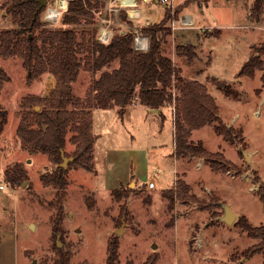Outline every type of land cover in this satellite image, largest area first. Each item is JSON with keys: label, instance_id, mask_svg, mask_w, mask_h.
<instances>
[{"label": "rangeland", "instance_id": "374dc122", "mask_svg": "<svg viewBox=\"0 0 264 264\" xmlns=\"http://www.w3.org/2000/svg\"><path fill=\"white\" fill-rule=\"evenodd\" d=\"M99 1V7L89 8L92 17H83L79 24L74 25L79 40L82 39L83 33L91 36L94 32H97L98 39L100 29L106 26L104 19L108 14V0ZM10 2L11 0H0V32L18 25L16 17L7 10ZM46 5L52 6L53 0H48ZM149 6L159 7L162 3H156V0H141L138 4V7L144 9ZM213 7V16L221 18L222 21L227 22L228 12L240 24L250 23V28L246 29L249 30L248 39L256 42L251 53H254L253 47L264 42V3L258 8L256 0L251 4L250 1L247 4V0H222ZM257 8L258 17L253 15ZM242 10L249 11L248 18L251 20L245 17V13H241ZM123 12L126 18L122 16ZM64 14L62 13L56 21L50 22L44 19L43 13V27L67 26L63 24ZM111 16L112 37L118 32L134 30L135 26L142 31L147 24L163 20L142 25L138 18H130L125 10ZM261 18L263 20L257 22ZM232 30L234 29L230 27L225 29L222 42L228 48L218 49L217 59L212 66L213 71L231 83L238 94L233 97L221 92L218 99L223 120L226 121L237 114V117L233 118V125L243 130V140L234 143L240 148L239 155L237 147L233 146V143L223 141L210 126L197 131L195 137L201 138L211 151L221 150L219 145L224 143L226 156L239 161L236 164L243 170L242 175L231 176L224 171L202 169L193 162L188 168V177L195 192L203 196H198L199 199L211 203L209 212L199 210L198 205L199 209H196L192 205L194 202L184 207L185 202L179 199L175 201L174 208L170 209L167 199L162 195L165 186L158 184L156 188L150 189L144 185H148L149 180L156 183L162 179L161 176L168 175L167 171L157 172L160 168V163L156 161L158 150L156 153L154 149L149 151V157L155 154L154 159L150 157V165L144 159L139 164L134 154L140 146L145 147L156 137L164 139L166 148L170 147V120H163V130L159 135L154 126L158 121L149 119L140 124L133 121L134 124L128 123L125 130L122 125L116 123L120 116L115 110L96 111L95 128L102 133L95 144L98 175L92 176L81 168H72L67 175L69 185L64 203L66 216L63 225L68 231L67 240L73 243L69 264H106L108 242L113 236L118 239L120 245L117 264H264V254H255L248 258L243 256V250L261 240L249 236L241 226L234 224L241 215H246L255 226L264 224V204L258 194V184L254 182L256 173L264 180V85L261 80L262 71L251 66L248 68L253 75H242L243 82H236V76L239 75L237 73L235 76V73L241 64V57L236 51L243 52L246 48L243 39L241 42L237 40ZM39 31L40 29H36L34 32ZM162 50L170 56L174 53L172 34L166 37ZM196 52L198 57L197 47ZM256 54L264 62V55ZM206 55L204 58H207ZM79 56L83 65L73 83V90L77 96L84 98L90 85L104 68L98 71L89 70L86 65L88 52L81 51ZM175 57L176 55H173V63L177 67L179 61L176 59L175 62ZM197 57L191 62H197L195 66H204L205 60L200 65V59ZM183 60L188 62L186 58ZM118 65V61H114L106 69H113ZM0 67L11 77L0 93V105L9 112L8 123L0 133V173L4 174L6 168L20 162L28 174L25 185L0 190V264H50L55 261L57 254L53 247L54 238L50 222V217L55 212L48 206V202L54 197L56 190L51 186H44L40 175L52 171L55 165L47 154H29L16 130L23 97L28 94L47 95L55 86L56 80L51 73L45 72L29 83V71L17 54L10 57L0 55ZM176 85H179V82ZM169 106L174 113V104L172 106L167 103L163 107L169 110ZM137 127H140L142 132H139ZM70 136L71 133L66 145L68 154L75 148L69 140ZM110 148L118 150L116 159L120 160L119 163L112 164L108 160L106 153ZM243 150L247 152L249 160H246ZM233 171L231 170V174L236 175ZM117 176L123 183L130 179L137 181V185L125 186L133 190L128 199L117 201L110 193L116 185ZM208 188L212 190L211 193H207ZM88 198L93 205H89ZM224 204L239 213L234 212L236 220L233 223H227L223 219ZM122 206L124 210L121 209ZM31 224L35 227L32 228ZM122 226L124 231L118 234L117 229ZM59 244L61 245V242Z\"/></svg>", "mask_w": 264, "mask_h": 264}, {"label": "trees", "instance_id": "16d2710c", "mask_svg": "<svg viewBox=\"0 0 264 264\" xmlns=\"http://www.w3.org/2000/svg\"><path fill=\"white\" fill-rule=\"evenodd\" d=\"M99 3V0H70L69 10L63 16V24L67 26L44 28L42 14L47 5L38 10L40 2L37 0H11L7 10L16 17L18 25L0 32V55H19L29 71V83L45 72L51 73L56 80L55 86L47 95L28 94L23 97L16 130L29 154H47L55 165L52 171L40 175L44 186H51L56 190L54 197L48 202V206L55 212L50 217V222L53 247L57 254L55 261L50 264L70 263L73 243L67 240L68 231L63 225L66 216L64 203L69 185L67 175L72 168L90 172L95 170V108L118 107V113L122 117L135 97L147 108L160 109V114H163L161 109L167 103L172 106L174 104L177 157H202L212 170H234L236 175L243 172L223 152L210 151L202 140L191 139L193 130L213 125L218 135L234 144L243 140V130L225 124L219 115L216 98L208 91L207 85L199 80L183 78L179 68L173 63V58L162 50L166 37L171 34L169 22L179 19L181 6L173 10L168 6L161 22L144 26L142 31L149 35L150 46L146 51H136L133 30L115 33L107 44L97 39V32L91 36L83 33L79 40L74 25L79 24L83 17H92L89 8L99 7ZM263 3L264 0H256L257 7ZM258 8L253 12L257 17ZM122 16L126 18L125 12ZM36 29L40 31L34 32ZM81 51L88 52L87 69L98 71L104 68L92 82L84 98L77 96L73 90V83L83 65L79 56ZM253 51L238 75L252 76L253 72L248 68L251 66L262 71L261 80L264 85V62L256 54L264 55V42L253 47ZM176 55L191 62L197 57L196 47L193 44H179L176 46ZM114 61H118L119 65L106 69ZM10 80L8 72L0 67V93L4 84ZM211 80L226 95L238 96L228 81L217 77H212ZM177 82L179 85H176ZM174 88L176 93L173 92ZM8 117V110L0 105V133L5 129ZM69 133V140L75 146L71 154L66 151ZM242 153L244 155L243 151ZM64 156L73 157L65 167L61 165ZM4 178L8 187L15 188L28 179V174L23 164L16 162L5 169ZM254 182L258 184V194L264 204V180L256 173ZM127 188L122 185L113 189L112 196L117 201L128 199L133 190ZM162 195L167 199L170 209L174 208L178 199L185 203L194 202L200 209L208 211L211 204L199 199L192 192L191 186L180 177L175 187L163 190ZM87 201L89 205H93L89 198ZM121 209L124 210V206ZM234 224L241 226L249 236L261 240L243 250V256L248 258L264 254V224L255 226L246 215H241ZM119 246L118 239L113 236L108 242L106 264H117L120 257Z\"/></svg>", "mask_w": 264, "mask_h": 264}, {"label": "crops", "instance_id": "0c3cea01", "mask_svg": "<svg viewBox=\"0 0 264 264\" xmlns=\"http://www.w3.org/2000/svg\"><path fill=\"white\" fill-rule=\"evenodd\" d=\"M222 0H210L208 1H203V0H171L174 8L181 6V12L179 15V18H183V17H191L193 20L192 26L191 25H182L180 24L177 28V31L175 33V36L173 38V43L175 45V50L174 53L172 52V58L173 55H176V46L179 44H193L197 47V51L199 53V56L197 57L198 59H200L199 64L202 65V61L205 60L204 62V66H195V63L197 62H190V61H184L183 58L185 57H180L177 56L175 57V62L176 59H178L179 64H177V67L180 70V75L185 78V79H189V80H199L201 82H204L207 85L208 91L216 98V101L218 103L219 106V97L221 96V92H223L221 89H219L217 87V85L211 80L212 77H217L220 79H223V77H220V75L218 73H216L215 71H213V66L215 64V60L217 59L216 55L218 54V49L219 48H228L226 45H223L224 42H222V38L224 37L226 31L225 29L227 28H231L234 29L232 30L233 33L236 35V39L239 40L241 42V39H243L244 43H245V48L243 49V52L240 51H236V53L241 57V64L240 67L247 62L250 54H251V50H252V46L255 45L256 42L252 41V39H248L249 37V30H246L247 28H250V23L249 24H240L239 21H237L235 19V17H232L230 13L227 12V22L222 21L221 18H217L216 16H213L212 14V10L214 9L213 5L217 4V3H221ZM250 4L251 2H253V0H247V4ZM159 0H156V3H159ZM247 7V6H246ZM168 8L167 5L162 3V6H149L147 8H140L141 9V14L142 16L140 18H138V21H141L142 25L146 24V23H154V22H159L161 21L165 14H166V9ZM197 8L199 10H197ZM248 9V8H246ZM243 11V12H242ZM241 13H245V17L248 18L249 15V11L248 10H242ZM236 20V22H235ZM248 20H251L250 18H248ZM263 20V18H261V20H257V22H261ZM170 25V22H169ZM135 28H137L135 26ZM139 30L141 28H138ZM240 29V30H238ZM245 31H242V30ZM242 35V37H241ZM222 45V46H221ZM207 54V55H206ZM204 55L207 56V58H204ZM117 67V66H116ZM240 67L237 69L235 76L237 75ZM224 80H226L224 78ZM236 82H238V84L242 83L244 80L243 76H236ZM227 81V80H226ZM229 83V82H228ZM231 84V83H230ZM131 107H134V109H131ZM103 109L106 110L104 108H95L93 110V131L94 134L96 136L95 139V144L98 140V137L102 134L98 131H96V117L94 116L95 113H97L96 111ZM109 109H113L118 113V107H113V108H108ZM172 107L169 106V110L166 107H162L161 111L163 112V114H160V112H157L153 109L147 108L146 106L142 105L139 100L136 101L135 103L129 105L124 113V115L121 117H119V119H117L116 123L118 125H122L123 129L127 130V124L131 123L134 124L133 121L137 124L142 123V121H147L149 119L153 120V121H158V124H154V126L156 127V130L158 132V134L160 135V132L163 130V120L167 119L170 120L169 123H171L172 125V144L170 147L166 148L165 147V143H164V139L160 138V137H156V138H152L151 143H148V145H146L145 147H139L136 151L135 154V159L136 161L141 164L142 160L144 159L145 162L149 163L151 162L152 159H154L155 154L150 157H152V159L149 157V151L150 150H158V153L156 154V161L160 163V168L158 169V173L161 172H166L168 173V175L166 176H161L162 179L158 180V182L156 181L154 187L150 188L147 183H145L144 185L147 187H149L150 189L156 188L158 184H160L161 186H165L163 188V190L165 189H170L175 187V181L176 178H183L192 188V192L194 194H196L199 197H203L200 194H197L195 192V188L193 187L192 183L189 180L188 177V168L191 165V163H195L197 165V167H201L202 169H211V167L205 162L204 158L202 157H191V158H179L177 157V155L175 154V136H174V119H173V113H172ZM166 111V112H165ZM100 113V112H99ZM103 113V112H102ZM119 114V113H118ZM219 115L222 118V114H221V110H220V106H219ZM99 116H101V114H99ZM237 114L234 115L233 117H231L230 119L224 121L223 122L225 124H227L228 126H234L233 125V118H236ZM160 121H162L160 123ZM138 126V125H137ZM210 126L214 129L213 125H206L202 128L199 129H195L192 131L191 134V139L194 141H198V140H202L199 137H195V133L201 129H204L205 127ZM235 127V126H234ZM139 132H142L140 127H137ZM154 130V129H153ZM215 131V129H214ZM218 135V134H217ZM220 136V135H218ZM223 141L230 143L228 141H226L222 136H220ZM203 141V140H202ZM231 144V143H230ZM233 146L237 147L238 149V155H239V146L237 144H232ZM206 147V146H205ZM225 145L224 143H220L219 148L221 150H217V151H221L224 153L225 157L231 161H233L234 163H238L230 158H228L225 154ZM207 148V147H206ZM94 157H95V170L90 172L91 175H98V168L96 166V162H97V153H96V145L94 148ZM208 149V148H207ZM209 150V149H208ZM242 150V149H241ZM211 151V150H210ZM248 151L249 148H248ZM243 152L245 153V151L243 150ZM251 152V151H250ZM118 150L116 149H108V152L106 153L108 155V160H110V162H112V164L114 163H119L120 160L117 161L116 156H117ZM120 157V156H119ZM102 159V157H101ZM150 165V163H149ZM162 166V167H161ZM177 170V173H175L174 170ZM215 171V170H212ZM216 172H222V171H216ZM235 172V171H233ZM227 174L231 175V176H239V175H233V173L231 174V171L226 172ZM171 174V175H170ZM114 176V175H112ZM115 182V188H119L120 186H130L129 184H131L130 182L132 181V179L128 180L126 183H123L122 179L119 178L117 176ZM152 180H149V182H151ZM134 183V185H137V181L133 180L132 181ZM148 182V184H149ZM201 185V183H199ZM207 193L208 191L211 193L212 190H210L209 188L206 189ZM111 193V192H110ZM154 199V197H153ZM164 199V198H163ZM207 199V198H206ZM130 202H131V198L128 200V204L130 206ZM179 202V201H178ZM185 205H189L188 203H184L183 206L186 207ZM196 209H199L196 203L192 204ZM225 205V204H224ZM192 206V207H193ZM230 207V206H229ZM201 210V209H199ZM207 211V210H206ZM233 212H235L236 214H239L237 211L233 210ZM209 212V211H208ZM4 257V254L2 256V258Z\"/></svg>", "mask_w": 264, "mask_h": 264}, {"label": "built area", "instance_id": "2783aa9c", "mask_svg": "<svg viewBox=\"0 0 264 264\" xmlns=\"http://www.w3.org/2000/svg\"><path fill=\"white\" fill-rule=\"evenodd\" d=\"M141 0H108L107 2V9L108 14L107 18L104 20L106 21V26H103L98 34V40L104 43H108L111 40L112 37V30L111 24H112V14L118 13L120 10H125L126 13L130 18H140L141 17V9L138 7V4H140ZM161 3L169 6L174 9V6L171 2V0H159ZM69 3L70 0H53V5L50 7H47L44 12V19L46 21L54 22L56 21L59 16L62 13H66L69 10ZM132 11H136L135 14H132ZM193 23V20L191 17H183L181 19H173L170 21V27H171V34L174 37L176 30L180 24L182 25H190ZM134 48L136 51H146L149 49L150 41L149 37L145 35L141 30L134 28ZM173 92L176 93V89H173ZM138 97H135L133 100V103L138 101ZM175 173H177V170H174ZM178 178H176L177 181ZM175 181V184H176ZM155 183L153 181L149 182L148 186L150 188L154 187ZM0 190H8L7 182L4 178V174L0 173Z\"/></svg>", "mask_w": 264, "mask_h": 264}, {"label": "water", "instance_id": "95a60500", "mask_svg": "<svg viewBox=\"0 0 264 264\" xmlns=\"http://www.w3.org/2000/svg\"><path fill=\"white\" fill-rule=\"evenodd\" d=\"M38 2H40L38 10H40L44 5H46L48 3V0H37ZM38 107V106H37ZM157 112H160V109H153ZM244 156L246 158V160H249V156L247 154V152L244 153ZM73 160V157H67L64 156L63 157V162L61 163V165L63 167L67 166V164ZM26 182H23V185H25ZM134 183L131 182L130 186H133ZM225 208V215L223 216V219L227 222V223H233L236 220V214L232 211V209L228 206V205H224ZM32 228L35 227L34 224H31ZM124 231V226L120 227L117 229V233L121 234Z\"/></svg>", "mask_w": 264, "mask_h": 264}, {"label": "bare ground", "instance_id": "6f19581e", "mask_svg": "<svg viewBox=\"0 0 264 264\" xmlns=\"http://www.w3.org/2000/svg\"><path fill=\"white\" fill-rule=\"evenodd\" d=\"M136 13V11H132V14H135Z\"/></svg>", "mask_w": 264, "mask_h": 264}]
</instances>
